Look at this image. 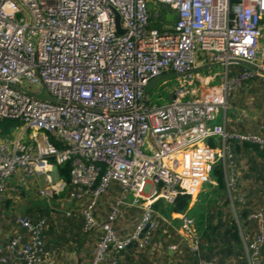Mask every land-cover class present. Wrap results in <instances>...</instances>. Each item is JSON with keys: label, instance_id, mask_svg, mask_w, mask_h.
<instances>
[{"label": "built area", "instance_id": "2783aa9c", "mask_svg": "<svg viewBox=\"0 0 264 264\" xmlns=\"http://www.w3.org/2000/svg\"><path fill=\"white\" fill-rule=\"evenodd\" d=\"M159 5L169 8L173 27L152 25ZM263 36L264 0H0V120L19 123L8 133L0 129V199L29 179L42 180L38 193L50 207L80 213L85 232L96 235L90 264H117L131 245L159 248L155 235L166 220L155 204L172 207L186 193L193 205L206 184H216L211 172L218 164L236 210L245 197L237 190L233 146L264 149V136L213 124L243 83L257 80L264 94ZM200 54L225 71L197 72ZM239 61L256 69L230 78ZM171 73L178 75L171 101H144L149 82ZM207 87H214L210 95ZM44 92L65 103L38 99ZM66 164L69 183L58 170ZM115 184L119 195L100 222V200ZM126 209L140 216L123 236L117 226ZM181 215L182 242L198 251L195 221ZM249 219L260 229L251 242L243 238L246 258L263 264L264 205ZM18 224L30 242L21 235L11 241L16 260L55 264L43 247L46 220L19 217ZM7 261L0 256V264Z\"/></svg>", "mask_w": 264, "mask_h": 264}, {"label": "trees", "instance_id": "16d2710c", "mask_svg": "<svg viewBox=\"0 0 264 264\" xmlns=\"http://www.w3.org/2000/svg\"><path fill=\"white\" fill-rule=\"evenodd\" d=\"M154 10H157L158 17L154 16ZM154 10L151 11L152 25L162 30L166 24H169L166 15L169 8L159 5ZM238 70L239 74L245 70V67L240 65ZM210 89L207 91L208 93H211ZM18 124L10 120H0V129L3 133H8ZM210 146L215 148L213 142L210 143ZM233 154V160L237 167L246 161L247 171L241 170L240 178L245 183L239 185L238 182V186L241 191L249 193L247 201L245 199V204L237 203L236 214L232 212L229 207L225 172L221 164L216 165L211 172V177L216 181V187L212 194L206 196L207 200L202 198L204 203L200 204V221L196 223L199 239L198 251L187 249L182 261L170 263L169 259L175 257V254L171 256L168 250H166L165 258L159 259L156 258V254H151V249L143 250L137 245H131L121 254L122 260H118L116 256L113 257L118 260L117 264H248L238 222L240 221L242 228L246 230L248 239L251 236L255 238L259 233V222L248 220V217L253 210H259L264 205V149L257 145L235 144ZM58 170L60 176L69 183L70 164L59 166ZM11 187L9 186L8 189ZM19 194L25 196L26 192L22 190V192L19 191ZM40 203L31 200L20 210L21 215L15 216L16 205L13 200L8 199L7 196L0 199V233L9 235V239L5 243L0 242L3 247L0 256L8 259L5 264H24L16 260L17 252L9 248L16 235L24 237V245L30 242V235L18 224L19 217H26L33 221L46 220L42 232L43 247L46 252L53 254L55 264L59 259L65 258L69 252L79 251L78 248L81 249L85 246V243H81L83 242L82 237L87 234L84 230L85 219L80 213L67 216L60 205L51 208L46 202ZM155 208L164 215H168L169 212L187 213L190 210V196L181 193L174 206H165L162 202H158L155 204ZM165 227V224L160 222L155 239L166 229ZM74 239H77L78 242ZM253 239H250V242ZM262 263L264 264V253ZM107 264H112V262Z\"/></svg>", "mask_w": 264, "mask_h": 264}, {"label": "crops", "instance_id": "0c3cea01", "mask_svg": "<svg viewBox=\"0 0 264 264\" xmlns=\"http://www.w3.org/2000/svg\"><path fill=\"white\" fill-rule=\"evenodd\" d=\"M167 19H168L169 24H166V26H168L170 28L173 27V25L175 23L174 22L175 18L173 16H169V17H167ZM260 47L262 49H264V36L262 37ZM215 65H217V64H215ZM240 65L241 64H239V63L235 64V65H231V67H230L231 73L229 75L230 78L234 77L238 74L239 70L237 69V67H239ZM212 66H214V65L211 64L208 61V59L205 58V56L203 54H200V56L198 58L197 72H199L203 75H209V74H211ZM241 66H243V65H241ZM246 68L247 67H245V69ZM171 74H173V73H171ZM165 83H166V81H163L162 85ZM159 85H160V83L157 85V87ZM252 86L257 87L259 89V92H260V94L264 100V94L261 92V86L259 85V82L257 80L243 83L239 89L229 92V94L227 96V100H229V97L232 96L233 99L231 102V106L228 107L226 111L223 109L220 111L218 118L216 119V121L214 122L213 125L226 126L227 131L233 132V133H244L245 134V133H250V131H253L257 134L264 136V101L263 102H257L256 104L253 102V98L251 97V94H249V92H250L249 88ZM209 89H210V87L205 88L204 92L208 93L207 91ZM212 89H214V87H211L210 91H212ZM240 91H242L244 93V97L242 99L240 97L238 98V95H236ZM210 94L211 93H208V95H210ZM253 104H255V106ZM236 122H239V123H236ZM247 122H251V123H247ZM238 170H239L238 176H239V185H240V184L245 183V181L244 182L241 181L240 178H241V170L247 171L246 161H243L242 165L238 167ZM35 182L38 183L37 180ZM208 185L206 184L202 188L200 195L198 197V201L195 202L193 205H191L190 210H188V212L186 213L190 218H192L195 221V224L200 221V213H201V211H200L201 205L200 204L204 203V199H206V196L209 194H212L214 189H215L214 187H216L215 185H209V186ZM38 190H39V188H38ZM237 190H238V193L243 195L247 201V198H248L247 195L249 193L247 194V192H245L244 190L241 191L240 189H238V185H237ZM37 193H38V191H37ZM118 195H119V187L115 184V185H113V188L109 191V193H107L104 197H102V199L100 200V207L97 210V216H98V220L100 222L104 221L106 219L108 212L110 210V205L112 204L114 199L117 198ZM7 198L10 199L9 196H7ZM202 198H204V199L202 200ZM229 198L230 197H229V191H228V199ZM206 200H205V203H206ZM158 202H163V201L159 200ZM47 204L50 205L48 201H47ZM164 205L167 206L165 203H164ZM229 207L231 208L232 212H234L236 214V210H234L230 205H229ZM256 211L257 210H253L250 213V215L252 213H255ZM158 212H160V211L158 210ZM139 213L140 212L138 210H135V209H126L124 211V214L120 219V222L124 224V228L119 226L120 222L117 226L118 231L123 236L128 235L129 233H131L134 230V227L139 220V216H140ZM76 214H78V213H76ZM131 214H134V218L130 217ZM160 214L166 220V221L162 222L163 224H165L166 229L162 233L157 235V237H156V241L160 244L159 248L151 249L150 252H151V254H156V255L158 254V256L156 258H159V259L163 258L164 259L165 255L161 251L162 245L160 243V242L164 241L165 246H166L167 250L169 251V254L171 256H173L175 254V257H172L169 259V262L171 263V262H174L175 260L177 261L176 256H178V254H177L176 250H169V249L171 247H175V246L178 248V246H180L181 244H185L182 242V236H181V230H180V228L182 226V220H181L182 215L181 214H175L172 212L171 213L169 212L168 215H164L161 212H160ZM248 220H250L249 217H248ZM238 224L241 226V228L243 227L241 225L240 221L238 222ZM196 230H197V228H196ZM242 230H243V237H242V234L240 232L242 240L245 237V241L247 243H249L250 239H253L254 237L251 236L248 239V235L246 234V230L243 228H242ZM0 232H1V229H0ZM197 233H198V231H197ZM89 236H91V235L90 234H84V236L82 237L83 242H81V243H85L86 240L88 239L87 237H89ZM172 236H176L177 240L174 241L175 237H172ZM8 239H9V235L0 233V242L5 243L6 240H8ZM95 240H96V235H95ZM93 241H94V239H93ZM187 245L188 244H186V246ZM187 249H190V248H187ZM78 250L79 251L73 252L72 255H75V257L72 258V260L67 259V258H69V256H67V257L65 256V258H64L65 264H81V260H82L81 259L82 254L80 252L81 249L78 248ZM180 253H182V251ZM185 254H186V252H185ZM122 258L123 257L120 256L119 260L120 259L122 260ZM91 260H92V252L88 257L87 264H90ZM180 261H182L181 258H180V260H178V262H180Z\"/></svg>", "mask_w": 264, "mask_h": 264}, {"label": "rangeland", "instance_id": "374dc122", "mask_svg": "<svg viewBox=\"0 0 264 264\" xmlns=\"http://www.w3.org/2000/svg\"><path fill=\"white\" fill-rule=\"evenodd\" d=\"M237 69H240V66L237 67ZM225 71V67L223 65L217 64L212 66L211 68V73L212 74H217V75H221L223 72ZM220 77L217 79V81L214 83L215 85L220 84ZM163 82L160 83V85L155 88L148 96V102L157 104V105H164L166 103H169L171 101L170 98V91L176 86L177 84V78H170L168 80H166V84L162 85ZM250 92L249 94H251V97L253 98V102L256 104L257 102H263V98L259 92V89L257 87H250L249 88ZM245 92V91H244ZM261 92L263 93L262 89ZM240 93V94H239ZM239 93H237L236 95H238V98L240 97L241 99L244 97V93L242 91H240ZM232 96L229 97L228 100V107L231 106V102H232ZM255 104H253L255 106ZM239 123V122H236ZM247 123H251V122H247ZM250 133H255L253 131H250ZM240 170V169H239ZM36 179H29L28 180V186L27 187H22V190H24L26 192L25 196H21L18 192L17 195H14V193H12V191H9L5 196H9L10 199L13 200L14 204L16 205L15 210V216L21 215L20 210L23 209L27 204H29V202L31 200H35L41 203H44L47 201L45 199H43L39 193H37L38 188L44 184V182L41 180H37L38 183H36L35 181ZM17 179L16 178H12L11 183H17ZM241 183V182H240ZM209 186V185H208ZM239 189V186H238ZM22 190L20 192H22ZM240 191V190H239ZM16 194V193H15ZM107 202V201H106ZM40 203V204H41ZM163 203V202H162ZM164 204V203H163ZM54 206H58L57 204H53ZM50 207V205H49ZM13 214V213H12ZM131 218H134V214L130 215ZM120 227L124 228V224L120 222L119 224ZM77 237V236H76ZM175 237L174 241L177 240L176 236H172ZM88 239L85 242V246L81 248V254H82V260H81V264H87L88 261V257L89 255L93 254V249L95 247L96 244V240H95V235H91L89 237H87ZM78 239V238H77ZM77 239H74L75 241H77ZM94 239V241H93ZM78 242V241H77ZM162 245L161 251L162 253L165 255L166 253V246L164 241L160 242ZM177 243V242H176ZM188 245L186 246V244H181L180 246H178L176 250L178 256H176L177 261L173 260L175 263L178 262V260H180V258L182 259L186 250H187ZM182 251V253H180ZM73 252H69V255H65L66 257L69 256V258L72 260V258L75 257V255H72ZM158 256V254L156 255V257ZM71 257V258H70ZM56 264H65L64 258L63 259H59L57 261Z\"/></svg>", "mask_w": 264, "mask_h": 264}, {"label": "water", "instance_id": "95a60500", "mask_svg": "<svg viewBox=\"0 0 264 264\" xmlns=\"http://www.w3.org/2000/svg\"><path fill=\"white\" fill-rule=\"evenodd\" d=\"M153 6H150V9H152ZM119 32L120 33H123L119 28H118ZM249 69H252V70H255L256 67L251 64V63H248V62H243V61H239L237 62ZM175 77H178L177 74H167V75H164V76H161V77H158V78H155L153 80H151L149 82V84L146 86V89H145V99L144 101H146L147 97L149 96V94L157 87V85L163 81H166L170 78H175ZM38 99L40 100H43V101H49V102H53V103H59V104H64L65 102L62 101V100H58V99H54L52 96H50V94L48 92H44L43 95H40V96H37Z\"/></svg>", "mask_w": 264, "mask_h": 264}]
</instances>
